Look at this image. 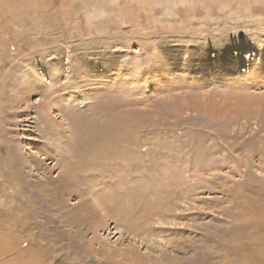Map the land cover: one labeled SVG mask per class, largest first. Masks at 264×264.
Returning <instances> with one entry per match:
<instances>
[{
    "label": "rangeland",
    "instance_id": "1",
    "mask_svg": "<svg viewBox=\"0 0 264 264\" xmlns=\"http://www.w3.org/2000/svg\"><path fill=\"white\" fill-rule=\"evenodd\" d=\"M260 257L264 0H0V264Z\"/></svg>",
    "mask_w": 264,
    "mask_h": 264
},
{
    "label": "bare ground",
    "instance_id": "2",
    "mask_svg": "<svg viewBox=\"0 0 264 264\" xmlns=\"http://www.w3.org/2000/svg\"><path fill=\"white\" fill-rule=\"evenodd\" d=\"M5 2V1H4ZM252 52L253 51H251V53H249L246 57L247 58H250L251 56H252ZM251 70H255V69H251ZM256 70H258V69H256ZM56 112V111H55ZM57 124V123H56ZM59 125L60 124H57L56 126L57 127H59ZM92 134V133H91ZM109 135V134H108ZM107 135V136H108ZM58 138H57V145H60L61 143H63L64 142V137L63 136H61V135H59L58 134V136H57ZM85 137V136H84ZM91 137V136H90ZM120 137H122V136H120ZM119 137V138H120ZM67 138V137H66ZM71 138H73V137H71ZM113 138H116L115 137V135H114V137ZM98 139V138H97ZM110 137L108 138V140L107 141H109L110 142ZM117 139V138H116ZM118 140V139H117ZM92 141V140H91ZM108 142V143H109ZM111 143V142H110ZM124 143V142H123ZM65 144V143H64ZM88 145V144H87ZM89 146V145H88ZM113 146V145H112ZM68 147V146H67ZM61 148H63V146L61 145ZM113 148H114V146H113ZM63 150H64V154H66L67 156H69L67 153H68V151H67V149L65 148H63ZM99 150V149H98ZM62 155H63V153H62V151L60 152ZM102 154H103V152H102ZM108 155H109V153H108ZM113 155V154H112ZM98 156V155H97ZM120 156V155H119ZM101 157H103L102 155H101ZM125 157V156H124ZM97 159V158H96ZM95 159V160H96ZM109 160V159H108ZM107 161V160H106ZM113 162V161H112ZM116 162V161H115ZM108 164V163H107ZM91 168H93V167H91ZM88 169V168H87ZM93 171V170H92ZM95 171V170H94ZM75 174V173H74ZM77 174V173H76ZM85 175V174H84ZM68 177L65 179L66 180V183H59V185H54L53 186V188H49L48 190L49 191H47V192H45L44 191V194H43V196H42V200L44 201V202H42V203H44L45 205H46V207L48 208V212L51 214V216H53V217H58V214H57V212H59L60 214H61V207H62V205H63V200H62V196H61V194H62V189H64V186L66 185H69V186H81L83 183H81V181L83 180V178H81V175H79L78 176V181L79 182H76L74 179H73V176L70 174V175H67ZM75 176H77V175H75ZM61 179V178H60ZM86 179V178H85ZM86 187L85 188H87V193L90 195H92V198H90V201L92 202V203H90V204H87L86 203V199H84L85 201L82 203V205H81V207L78 209V214H74L75 215V217H76V219H75V221L78 219L79 220V218L81 217V216H79V215H82V216H84L83 214H82V211L84 210V209H89V208H94V207H96L98 210H101V208H103L104 209V207H103V203L105 202V201H107L108 202V199H109V196L110 195H108V194H106V193H104V192H101V191H98V192H95L94 190H95V185H97V184H95V180H93V179H88V180H86ZM95 184V185H94ZM109 184V183H108ZM100 185V184H99ZM68 186V187H69ZM108 186V185H107ZM44 187H49L47 184L46 185H44ZM102 188V187H101ZM110 188V187H109ZM114 188V187H113ZM31 189V188H30ZM72 189V188H71ZM94 189V190H93ZM115 189V188H114ZM68 190V189H67ZM83 188H79V189H77L76 188V190H72V192L73 193H75V194H77V195H79L80 193L82 194V192H83ZM98 190H101V189H99L98 188ZM31 191V190H30ZM107 192V191H106ZM112 192V191H111ZM47 193H51V194H49V195H47ZM80 194V195H81ZM112 194V193H111ZM86 196V195H85ZM88 196V195H87ZM116 197V196H115ZM81 199V198H80ZM110 199H112V198H110ZM35 200V199H34ZM41 200V201H42ZM88 201V200H87ZM111 201V200H110ZM38 203V202H37ZM109 203V202H108ZM57 206V207H54V206ZM41 206H43V205H41ZM40 206V207H41ZM124 206V205H123ZM33 208V207H32ZM31 208V209H32ZM37 208V207H36ZM35 209V208H34ZM107 208H105V210H106ZM93 210V209H92ZM109 210H111V209H109ZM31 211V210H30ZM44 211H46V210H44ZM57 211V212H56ZM134 211V210H133ZM64 212V211H63ZM105 212V211H104ZM89 213V212H88ZM50 216V215H49ZM73 216V215H72ZM105 216H106V214H105ZM71 217V216H70ZM77 217H79V218H77ZM50 218V217H49ZM122 218H124V217H122ZM57 219V218H56ZM127 219V218H126ZM35 222V221H34ZM77 223V222H76ZM60 226V225H59ZM146 227V226H145ZM113 228V232L112 233H114V235H118L119 234V232H118V230L119 229H117V228H115L114 226L112 227ZM111 228V229H112ZM154 229L155 231H156V229H160L159 227H157V226H152L151 227V229ZM168 228V227H167ZM261 228V227H260ZM139 229V228H138ZM160 230H162V229H160ZM119 236V235H118ZM35 240V239H34ZM48 243V242H47ZM69 243V242H68ZM45 244V243H44ZM54 245V244H53ZM50 246V245H49ZM50 252V251H49ZM52 252V251H51ZM48 253V252H47ZM51 254V253H50ZM38 256V255H37ZM43 256V255H42ZM45 258V257H44ZM55 258V257H54ZM255 258V257H254ZM53 259V258H52ZM247 259V258H246ZM256 259V258H255ZM39 260V259H38ZM250 260V259H249ZM31 261H33V260H30V264H32L31 263ZM37 261V260H36ZM247 261V260H246ZM36 263V262H35ZM39 263V262H38ZM250 263V262H249ZM258 264H264V258H262L261 259V257H260V260L257 262Z\"/></svg>",
    "mask_w": 264,
    "mask_h": 264
}]
</instances>
